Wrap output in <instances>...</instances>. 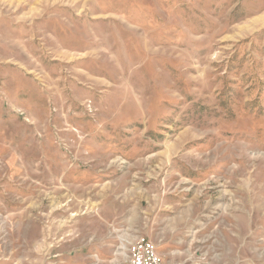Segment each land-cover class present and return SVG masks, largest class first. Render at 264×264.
<instances>
[{"label":"rangeland","instance_id":"1","mask_svg":"<svg viewBox=\"0 0 264 264\" xmlns=\"http://www.w3.org/2000/svg\"><path fill=\"white\" fill-rule=\"evenodd\" d=\"M264 264V0H0V264Z\"/></svg>","mask_w":264,"mask_h":264},{"label":"built area","instance_id":"2","mask_svg":"<svg viewBox=\"0 0 264 264\" xmlns=\"http://www.w3.org/2000/svg\"><path fill=\"white\" fill-rule=\"evenodd\" d=\"M157 243L145 235H137L133 240L122 236L116 252L124 258V264H168L158 252Z\"/></svg>","mask_w":264,"mask_h":264},{"label":"crops","instance_id":"3","mask_svg":"<svg viewBox=\"0 0 264 264\" xmlns=\"http://www.w3.org/2000/svg\"><path fill=\"white\" fill-rule=\"evenodd\" d=\"M158 252L160 253V255L163 257V254L161 253V250L159 249V247H158ZM122 255H119V257H121ZM163 259H164V257H163ZM165 260V259H164Z\"/></svg>","mask_w":264,"mask_h":264},{"label":"bare ground","instance_id":"4","mask_svg":"<svg viewBox=\"0 0 264 264\" xmlns=\"http://www.w3.org/2000/svg\"><path fill=\"white\" fill-rule=\"evenodd\" d=\"M116 254H117V255H119V253H118V252H116Z\"/></svg>","mask_w":264,"mask_h":264}]
</instances>
